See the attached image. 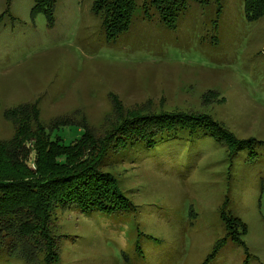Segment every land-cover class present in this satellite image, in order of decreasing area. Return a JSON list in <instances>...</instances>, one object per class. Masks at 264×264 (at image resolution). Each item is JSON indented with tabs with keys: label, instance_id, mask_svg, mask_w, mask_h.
Wrapping results in <instances>:
<instances>
[{
	"label": "rangeland",
	"instance_id": "1",
	"mask_svg": "<svg viewBox=\"0 0 264 264\" xmlns=\"http://www.w3.org/2000/svg\"><path fill=\"white\" fill-rule=\"evenodd\" d=\"M220 1L185 0L169 27L137 0L130 28L111 40L95 0H56L52 26L31 15L34 0H0V141L23 147L29 173L40 153L33 138L16 144L21 126L65 145L87 131L89 160L121 109L206 113L255 142L232 154L207 131L173 129L152 147L103 152L124 207L58 205L36 239L21 226L26 210L0 214V264H204L226 234L223 213L246 225L245 245L228 240L205 264H264V16L250 21L244 0Z\"/></svg>",
	"mask_w": 264,
	"mask_h": 264
},
{
	"label": "trees",
	"instance_id": "2",
	"mask_svg": "<svg viewBox=\"0 0 264 264\" xmlns=\"http://www.w3.org/2000/svg\"><path fill=\"white\" fill-rule=\"evenodd\" d=\"M194 1L201 4L210 3V0ZM215 1L221 3L219 0ZM55 2L56 0H34L31 15L35 16L43 12L47 24L52 26L55 22ZM151 6L160 13L161 21L165 25L175 27L179 16L186 8V2L185 0H144L142 8L145 15L149 16ZM136 9L137 0H95L92 7L94 13L102 15L104 30L111 40H116L118 35L130 28ZM244 10L248 20L260 19L264 16V0H244ZM120 111L121 119L101 141L102 149L101 146L98 147V150H101L100 154L89 160L80 159L89 143L85 137L92 136L87 131L83 138L65 145L62 140L53 139L42 126L36 135L31 134L28 122L24 124V128L21 126V132L14 141L16 144L21 143L20 146L29 145V138L36 141L34 150L40 153V156L34 155L38 169L36 174L29 173V160L26 161L20 156L23 147L19 152L13 142L0 141V214H16L26 210L32 219L29 223V216L26 215L27 219L21 222V226L28 233L30 231L29 235L36 239V235L41 237L49 234L50 219L58 205L75 206L82 210L97 208L105 212L124 207L123 204L120 205L123 200L117 189V180L101 167L104 155L102 153L140 141H145L152 147L156 144V137L169 130L188 129L191 135H201L207 131L217 141L226 143L232 154L251 148L255 143L250 141L251 138L241 139L231 134L223 128L221 122L206 113L193 115L142 109ZM28 112H17V115ZM23 153L27 154V151ZM261 192L264 194L263 183ZM223 214L227 222L226 234L216 243L205 263L215 258L228 240L245 245L241 234L246 232V225L236 216L228 217ZM241 227L244 229L243 233L239 230ZM56 248L52 249V252ZM45 259L47 263L55 262L58 254L53 252L50 258Z\"/></svg>",
	"mask_w": 264,
	"mask_h": 264
}]
</instances>
